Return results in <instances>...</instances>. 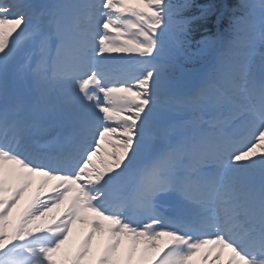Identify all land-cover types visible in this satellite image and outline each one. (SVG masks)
<instances>
[{"label": "snow or ice", "instance_id": "6c2138e0", "mask_svg": "<svg viewBox=\"0 0 264 264\" xmlns=\"http://www.w3.org/2000/svg\"><path fill=\"white\" fill-rule=\"evenodd\" d=\"M193 6L0 0V264H264V0Z\"/></svg>", "mask_w": 264, "mask_h": 264}, {"label": "trees", "instance_id": "16d2710c", "mask_svg": "<svg viewBox=\"0 0 264 264\" xmlns=\"http://www.w3.org/2000/svg\"><path fill=\"white\" fill-rule=\"evenodd\" d=\"M195 1H200V3L201 4H206V3H212V5L214 6V4L216 3H220L221 2V0H192V3H193V5H194V2ZM199 4V3H198ZM199 6H200V4H199ZM184 14L186 15V16H198V14H197V12H196V10H194L193 9V7H191V8H189V9H187L185 12H184ZM208 14H209V12H208ZM207 14V15H208ZM206 15V16H207ZM204 26H206L207 25V21L205 20L203 23H202Z\"/></svg>", "mask_w": 264, "mask_h": 264}, {"label": "bare ground", "instance_id": "6f19581e", "mask_svg": "<svg viewBox=\"0 0 264 264\" xmlns=\"http://www.w3.org/2000/svg\"><path fill=\"white\" fill-rule=\"evenodd\" d=\"M36 190V185L33 187V188H31V192H33V191H35ZM63 207V206H62ZM81 235H82V233H81Z\"/></svg>", "mask_w": 264, "mask_h": 264}]
</instances>
